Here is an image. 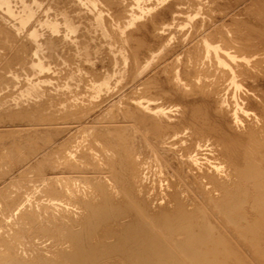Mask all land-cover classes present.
I'll use <instances>...</instances> for the list:
<instances>
[{"label":"bare ground","instance_id":"1","mask_svg":"<svg viewBox=\"0 0 264 264\" xmlns=\"http://www.w3.org/2000/svg\"><path fill=\"white\" fill-rule=\"evenodd\" d=\"M44 1L0 0V26L12 36L32 25L26 30L34 49L28 71L39 75L27 78L22 96L44 94L48 72H55L40 53L41 29L52 36L62 31L68 41L79 38L74 10L86 13L81 17L99 30L111 62L124 63L114 71L127 72L128 80L143 60L154 65L175 19L180 29L195 28L193 36H180L182 44L187 38L196 43L187 39L193 46L186 45L181 64L169 59L137 82L141 93L117 106L130 120L124 125L115 118L113 128L82 127L81 138L71 136L47 153L37 138L19 142L28 161L38 158L32 167L49 172L21 177V183L33 182V190L39 189L35 181L42 184V194L35 190L27 207L18 208L11 192L0 191L10 215L19 209L14 226L0 232V264H264V39L259 21L244 17L247 0H132L134 8H123L126 20L113 0H71L73 15L64 7L37 19L38 9L51 5ZM251 2L264 8V0ZM83 56L86 63L77 70L95 72L87 63L92 58ZM113 80L106 73L86 97H79L85 88L74 87L61 106L65 116L96 107ZM160 95L174 105L156 102ZM0 149V163L10 162L14 151L7 144ZM36 237L50 243L31 245L30 255L19 251Z\"/></svg>","mask_w":264,"mask_h":264},{"label":"rangeland","instance_id":"2","mask_svg":"<svg viewBox=\"0 0 264 264\" xmlns=\"http://www.w3.org/2000/svg\"><path fill=\"white\" fill-rule=\"evenodd\" d=\"M70 1L71 0H67V1L66 0H45L44 1L45 5H47L48 2L51 4V5L50 4L47 5V6L50 5L49 9L41 7L37 11V15H36L37 19L40 17H44L45 15H49L50 17H54L56 14H58L60 12L59 9H62L65 7L67 12H68V9L70 10L69 11V12H71L70 15H73V12H74V14L76 13L75 15H73V17H75V19L77 17L76 22H77V25L79 28V30H78L79 33L77 32V34L79 35V38L69 40V41L67 39H64V37H62V34H63L62 31L58 35L52 36L49 34V29L47 27H43L41 29L42 35H41V40H40V46H42V47H40L41 48L40 53L45 56V60L47 62H49V64L52 66L53 69H55V72H48L50 78L47 79L48 82L43 83L44 89H42V91H44V94L42 93L41 95H23L22 96V92H24L23 90H25L26 86H27V78L28 77L36 78L39 75V74H35L33 72L28 71L29 65L31 63V59L33 56L34 49L31 45V43L29 42V37L27 36L26 30L30 29L32 25H30L25 31L20 32L16 36H12L10 29H8L7 27H1L0 26V145L3 146L5 144H7V148L14 151V153H13L14 157L10 158L11 159L10 162L0 163V191L1 190H8L9 192H11V195L14 196L15 198H17V202H16L17 205L16 206L18 208H24L25 206L26 207L29 206V204H30L29 199L33 200L34 191L36 190L35 193H41L39 190L42 189V184H41L40 180L38 182L35 181V184L36 183L39 184L38 185L39 189H37V185H36V187H35L36 189L33 190V188H32L33 182L30 181L27 184L21 183V181H22L21 177H27L28 179H32L35 176L42 175L43 173L49 172V171L45 172L44 171L45 169L43 170V168L39 167V166H37L36 168L32 167L35 162H38V161H36V160H38V158H33L32 159L33 162H32V160H31V162L28 161L26 159V157L24 156V149L19 150L16 148V146L19 144V142H22V140H23L22 143H24V142H27L26 139L29 140L32 138H37L38 140H40V142L42 141V143H40L42 146L46 145V146L42 147V150H46L45 153H47L50 150H52L51 148L56 147L61 142L65 141L66 139L70 138L71 136L76 137V138H77V136H78V138L80 136V138H81L83 135V132H81L82 127H84V128L89 127V126L93 127L95 125V127H93L95 129L98 127L103 128V125L106 124V126H108L107 124L110 123L109 125H111V124H115V122L116 123L118 122L121 125H124L126 123V121L128 122L130 120H127L120 115L121 111H119V107H117V106L123 107V105H124V107H125V104L127 105L128 102L133 101L131 96L134 97L133 95L136 94L135 96H137V94L139 92L141 93L140 89H142L143 86L140 88V85L138 83H139V81L142 80L143 76L145 77L147 73L149 74L151 71H153L155 69L154 66L155 67L156 66L162 67L164 64L168 63V61L170 62L171 60H172V62H173V60L175 62L177 61V63H174L176 65L178 64V60H179V63L181 64V62L183 61V59L185 57L184 54L187 51V50L185 51L184 48L185 47L187 48L188 46H190V49H191L193 46V45L191 46V44L196 43L195 40L193 42V40H191L190 38H187L190 41H192V43L189 44L190 41L188 40L189 41L188 42L187 39H185L187 37L188 33L191 32L190 33L191 35L190 34H189L190 36L188 35L189 37H191V36H193V34H195V33L192 34V32H195V30H194L195 28L192 27V25H188L189 27L188 26L184 27L187 29V30L185 29V31H183L184 28H181L183 32L180 31V33H181L180 34L179 30H181V29L178 25V20L175 19L174 22L170 24V27H169V25L167 26V27H169V30L165 31L167 38L164 39L163 43H165V44L162 43L161 45L169 48L170 47L169 42L174 41L170 44L172 45V47H176V48H174V49L172 48L173 50L171 48H169V50L167 48L162 50L163 47L160 46L158 49L159 51H157L158 54L161 55L162 53H164V51H166V53L163 54L164 56L159 55L158 56L159 58L156 57L157 59L156 58L153 59V60H156V62H158V60H159V64L157 63L158 65H155L156 62L152 61V62H154V65H153V63H151L152 65L150 64L147 67L146 61L143 60L142 64L143 65L145 64L146 68H149L150 66L152 68V66H153V69L149 68V70H147L145 68L147 70V72H145L146 70H144L143 65L139 64V66L140 65L142 66L141 69L139 67V69L141 71H137V73L134 77L135 78L137 76L139 77V75H140V77L141 76L142 77L141 78L137 77L136 80L134 78V81H133V79L128 80V78L126 76L128 74L127 72L118 73L119 71H116V72L114 71V68H116V67H121V66L123 67L124 63L122 65V63L119 62L120 64L115 65V63L111 62V58L108 56L107 49H106L108 44L105 41H102L103 37L100 36L101 34H99L97 32L99 30L96 28H93L94 26L90 25V23H89L90 21L87 18H85L86 13L84 11L74 10V8H72L71 5L73 7H75V5L73 4V2H70ZM113 1H119L120 2L121 6H119V8L122 7L121 8L122 9L121 14L123 16L122 19H124L125 18L124 16L127 14V13L126 14L123 13L124 12L123 8H127V9L130 8V10L132 8H134V5L130 4L132 2V0H113ZM244 4L246 5L245 16H244L245 19L252 18L250 16V15H252L253 18L250 19L251 21L249 20L248 22L252 23V21H254V20L259 21L258 30H259L260 35H262V38L264 39V10H263L264 8L261 6L260 3L253 4L251 2V0H247V2H245ZM131 6H133V7L131 8ZM71 10L72 11L74 10V11L72 12ZM80 13L82 15L84 14L85 17L84 16L81 17ZM176 14L178 15V13H176ZM247 14H248V16H247ZM37 19H36V21H37ZM125 20H126V18H125ZM254 22H256V21H254ZM174 23H176L177 25ZM0 25H1V23H0ZM190 27L194 28L193 29L194 31L192 29H190ZM176 28L178 29V32H177ZM170 29H171V31H170ZM175 29H176V31H175ZM172 31H173V33H172ZM174 31L177 35L174 33ZM169 32H170V34H169ZM184 32H187V33H184ZM167 33H168V35H167ZM182 34L185 37V38L184 37L183 38L186 41V42L183 41V44L181 42L182 41V38H181ZM176 36H178L179 38L178 37L176 38ZM176 39L180 40V41L178 42ZM175 40H176V42H175ZM50 41H53V43H51ZM70 41H72V42H70ZM173 44L174 45L177 44L178 46L180 44V46L177 47V46H174ZM262 44H264V42ZM165 45H167V46H165ZM186 45H188V46H186ZM79 46H80V48H79ZM160 48H161V50H160ZM187 49H189V47ZM198 49L200 50V48H198ZM76 50H78V51H76ZM89 50H91V51H89ZM170 50L173 51V52H171V54H169ZM160 51H162V52L160 53ZM82 52H84L86 55L84 54V56H83ZM181 52H182V54H181ZM173 53H176L179 55L177 56L176 54H173ZM172 54L174 55V58L176 57V59L173 58ZM168 55H170V57L172 56L173 59L170 57L168 58ZM81 56H83V58L85 56L92 58V59H90L91 61H88L87 63H89L92 66L91 68H93L94 70L97 69L96 70L97 72L91 71L89 69H88L89 73L87 72L88 71L87 69H86L87 71L84 70V73L79 72L77 70L78 66L84 65L86 63V62L84 63ZM162 57H166V58L162 59ZM78 58L81 60L79 61ZM160 58L162 61H160ZM180 58H181V60H180ZM169 59H171V60H169ZM81 61H83V62H81ZM82 63H84V64H82ZM110 63L114 64L113 67L111 66L112 64H110ZM119 65H121V66H119ZM111 68L113 70H111ZM180 68H181V66H178V69H176V70H179ZM105 70L109 71V72H105ZM91 72L93 74H90ZM82 73H83V75L85 74L86 77H85V75L83 76ZM106 73L110 74V76L112 78H114L115 81L113 80L114 81L113 83L115 85L112 84L113 88L111 87L110 90L103 92L105 94L102 95V99H101V97L99 98L100 103L96 107L89 109L87 112H83L81 114H77V115H73V116H65L64 111H63L61 106L65 103L66 96L68 98V96L70 94H73V93H71L72 89L74 90V87H75V90H77V92H78V89L80 92H82L83 90H80V87H81V89H82V87L85 88V90L82 92L81 95H79V97H86L88 95V93H90L89 91L92 90L91 85L100 84L104 80ZM121 74H123V75L125 74L126 77L121 75ZM71 75H72V77H71ZM120 76H121V78L119 79V81H117V79H115V77H120ZM75 78L76 79L79 78V79L76 80ZM96 79H98V80H96ZM76 81H78V82H76ZM127 81L130 83H128ZM131 81H132V83H131ZM123 82H125V83H123ZM65 83H70V85L72 87L71 86H70V88L66 87ZM135 85H137V86H135ZM87 88H89V91L87 90ZM160 88H159V86H157L154 90L158 91V89H160ZM111 90H113V92ZM84 92H86V94ZM132 92H137V93L134 94ZM75 93L76 92L74 91V94ZM41 97H42V99H41ZM128 97H129V99L131 98L130 101H128ZM164 97H165V99H164ZM160 98L161 99H159V98L156 99V102L159 101V102L163 103L162 101L167 100L166 103L164 101L166 106L167 105L169 106V104H170V106L174 105V99L173 98L169 97V99H168V97H167V99H166V96H164V95H162V97L160 95ZM170 99H171V102L169 101ZM120 102H122V103H120ZM124 102H125V104H124ZM175 104H176V102H175ZM113 106H114V108H112ZM116 107H117V111H116ZM122 107H120V108H122ZM38 108H39V110H37ZM174 108H179V106L175 105L173 107V109ZM108 109H109V114L107 113ZM25 110H28L29 113H22ZM71 110H69V112H71ZM110 114L112 115L111 117H109ZM56 116H58V118ZM115 118H117V121H115V122L112 121V120H116ZM120 120L122 123L120 122ZM120 124L117 127H119ZM101 125H102V127H101ZM126 125H130L129 127H131V129H133L135 131L134 124L129 122ZM106 126H104V127H106ZM111 126L113 128L114 125H111ZM108 127L111 128L110 126H108ZM133 130H131V131H133ZM136 132L139 136L138 131H136ZM136 132H134L135 133L134 135L137 137ZM28 134H29V136H28ZM12 135H14V136H12ZM8 136H9V138H8ZM45 139H46V141H45ZM0 151H1V149H0ZM40 184H41V186H40ZM32 190H33V192H32ZM18 197H19V199H18ZM43 202H45V200H43ZM18 208L14 211L13 215H10L9 212L6 211V208L4 207V205L0 203V232L10 230L12 228V226H14V223L17 222V220H18V216L16 214L17 212H19ZM27 228L28 227L26 225V229ZM45 239H46V237H43L41 239L36 237V238H34L33 243L29 241L30 244H29L28 240L26 239L24 242L27 243L29 246L27 244L25 246L24 245L25 243H24L21 246L22 248L20 247L19 251L22 250L21 252L24 253V255L25 254L30 255V252H31V254L33 252L31 250H33V249L35 250L37 248V246L38 247L41 246V243H40L41 241H44L43 242L44 244L50 243V240H45ZM35 244H37V245H35ZM30 246L31 247L34 246L35 248L33 247V249H32ZM23 248H27V249L25 251H23L24 250ZM30 248H31V250H30ZM28 249L30 250V252Z\"/></svg>","mask_w":264,"mask_h":264}]
</instances>
